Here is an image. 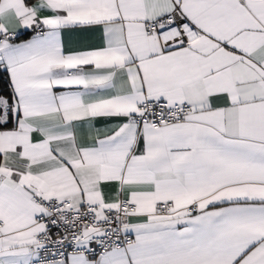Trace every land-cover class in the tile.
Returning <instances> with one entry per match:
<instances>
[{
	"label": "snow or ice",
	"instance_id": "snow-or-ice-1",
	"mask_svg": "<svg viewBox=\"0 0 264 264\" xmlns=\"http://www.w3.org/2000/svg\"><path fill=\"white\" fill-rule=\"evenodd\" d=\"M0 264H264V0H0Z\"/></svg>",
	"mask_w": 264,
	"mask_h": 264
}]
</instances>
